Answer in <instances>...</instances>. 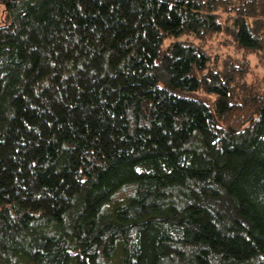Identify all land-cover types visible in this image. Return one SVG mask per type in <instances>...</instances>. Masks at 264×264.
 <instances>
[{"label": "trees", "instance_id": "16d2710c", "mask_svg": "<svg viewBox=\"0 0 264 264\" xmlns=\"http://www.w3.org/2000/svg\"><path fill=\"white\" fill-rule=\"evenodd\" d=\"M0 264H264V0H0Z\"/></svg>", "mask_w": 264, "mask_h": 264}]
</instances>
